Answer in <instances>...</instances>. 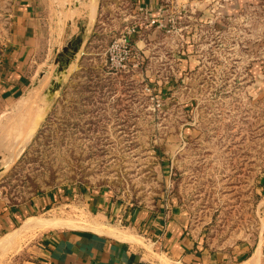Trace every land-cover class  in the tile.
<instances>
[{"label":"rangeland","instance_id":"obj_1","mask_svg":"<svg viewBox=\"0 0 264 264\" xmlns=\"http://www.w3.org/2000/svg\"><path fill=\"white\" fill-rule=\"evenodd\" d=\"M13 1L0 0V38L8 34ZM45 6L60 57L79 49L61 80L53 52L36 83L9 107L20 117L0 118V135L21 139L14 159L0 148V201L16 206L52 197L47 211L0 239V264L34 255L43 228L118 226L116 213L160 206L179 211L198 250H220L226 264H258L264 0ZM127 31L128 59L115 66L109 57L118 59ZM52 81L58 86L48 93Z\"/></svg>","mask_w":264,"mask_h":264},{"label":"crops","instance_id":"obj_2","mask_svg":"<svg viewBox=\"0 0 264 264\" xmlns=\"http://www.w3.org/2000/svg\"><path fill=\"white\" fill-rule=\"evenodd\" d=\"M45 4L46 0L13 1L8 34L5 38H0V118L20 117L19 113L9 107L25 96V91H28L39 76L51 56L53 47L59 41L58 30ZM96 8L97 5L95 10ZM30 124L24 123L25 133H28ZM11 126L12 123L7 125L3 132ZM4 134L0 135V148L5 149L11 160L20 154L21 139L7 138ZM95 197L98 202H105ZM51 201L52 197L48 194L34 197L16 206H5L3 201H0V239L20 228L27 218L35 217L36 212L47 211ZM116 216L118 226H109L102 222L100 229L67 225L43 228L45 231L34 255L15 264L228 262L227 255L220 250H198L194 247L195 240L187 224L173 206L167 210L162 206L153 210H128L124 211L123 215L116 213ZM147 233L151 238L145 236ZM256 251L261 252V247L257 246ZM255 263L257 264V260ZM258 264H264V254L263 258H259Z\"/></svg>","mask_w":264,"mask_h":264},{"label":"water","instance_id":"obj_3","mask_svg":"<svg viewBox=\"0 0 264 264\" xmlns=\"http://www.w3.org/2000/svg\"><path fill=\"white\" fill-rule=\"evenodd\" d=\"M58 42H60V41H58ZM58 44L59 43H57V45ZM57 45L55 47H53L51 54L53 52H57V54H58L57 57L55 58V61H56V63H58V67H57L58 80H61V78H63V75L66 73L67 67L70 65V63L73 61L74 57L76 56V53L78 52L79 46L74 47L73 50H72V54L69 55L68 57H66L65 59H63V58L60 57L62 52L59 53L60 51H58ZM65 49H66V47L63 50H65ZM41 74H42V71L39 73V75H41ZM35 83H36V80L34 81V83L28 89H30ZM52 83L53 84L47 90L48 93H51V91L55 87L58 86V82L55 83V81H52Z\"/></svg>","mask_w":264,"mask_h":264},{"label":"built area","instance_id":"obj_4","mask_svg":"<svg viewBox=\"0 0 264 264\" xmlns=\"http://www.w3.org/2000/svg\"><path fill=\"white\" fill-rule=\"evenodd\" d=\"M118 42H121V48H119L118 53V59H115V56L110 55L109 59L112 63H114L115 66H124V61L128 59V31L126 35H123L122 38L118 40ZM116 60V61H113ZM126 62V61H125ZM117 68V67H116Z\"/></svg>","mask_w":264,"mask_h":264},{"label":"bare ground","instance_id":"obj_5","mask_svg":"<svg viewBox=\"0 0 264 264\" xmlns=\"http://www.w3.org/2000/svg\"><path fill=\"white\" fill-rule=\"evenodd\" d=\"M29 91V90H28ZM27 91H25V93H26ZM29 95V94H28ZM27 96V95H26ZM28 98V97H27ZM26 98V99H27ZM27 101V100H26ZM31 102V101H30ZM27 103H29V102H27ZM21 104V103H20ZM21 106V105H20ZM21 107H23V106H21ZM19 110V109H18ZM8 116V115H7ZM16 125V124H15ZM254 262V261H253Z\"/></svg>","mask_w":264,"mask_h":264}]
</instances>
